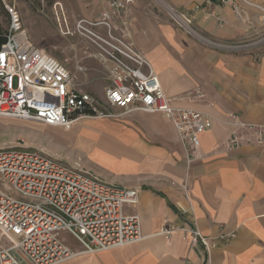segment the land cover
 Wrapping results in <instances>:
<instances>
[{
  "label": "crops",
  "instance_id": "1",
  "mask_svg": "<svg viewBox=\"0 0 264 264\" xmlns=\"http://www.w3.org/2000/svg\"><path fill=\"white\" fill-rule=\"evenodd\" d=\"M57 1L75 22L99 19L112 0ZM165 5L187 12L197 32L226 46H210L186 33ZM126 30L175 104L210 116L213 126L202 135L195 157L163 113L124 112L104 103L112 116L80 119L71 130L48 128L52 140L56 133L71 135L72 159L79 158L82 169L139 190L137 205L126 206V212L140 218L146 236L96 252H86L77 241L70 247L77 253L58 264H207L203 244L192 243L188 229L195 228L214 244L210 264H264V145L226 146L235 130L231 115L264 124V0H134ZM74 38L58 39L56 50L46 40H32L59 58L69 57L71 70L82 79L75 62L94 61L83 52L89 44ZM83 89L93 90L85 84ZM164 229L172 231L164 234ZM7 241L0 234V248Z\"/></svg>",
  "mask_w": 264,
  "mask_h": 264
},
{
  "label": "built area",
  "instance_id": "2",
  "mask_svg": "<svg viewBox=\"0 0 264 264\" xmlns=\"http://www.w3.org/2000/svg\"><path fill=\"white\" fill-rule=\"evenodd\" d=\"M133 3L112 0L109 9L94 21L72 22L60 1L53 4L52 13L62 37L87 42L84 55L108 67L105 105L124 112L163 113L186 152L195 157L201 137L213 121L193 108L177 106L176 98L166 94L151 61L126 30ZM3 5L9 26L0 48V116L65 130L86 117L112 116L104 110V103L83 89L85 83L71 70L69 57L59 58L32 40L16 2L3 0ZM165 8L171 20L189 35L210 46H226L197 32L187 12L169 5ZM75 66L78 72L84 71L83 65ZM230 118L235 130L226 142L229 149L244 143L264 145V124L245 123L235 115ZM242 132L251 137L245 140ZM138 201V189L112 185L42 150L0 148V234L8 240L0 248V264L64 262L77 252L62 233L74 237L86 252L140 242L146 238L140 218L126 212V206L134 207ZM188 230L192 243L201 242L205 247L210 264L214 244L200 230ZM17 250L20 256L15 254Z\"/></svg>",
  "mask_w": 264,
  "mask_h": 264
},
{
  "label": "rangeland",
  "instance_id": "3",
  "mask_svg": "<svg viewBox=\"0 0 264 264\" xmlns=\"http://www.w3.org/2000/svg\"><path fill=\"white\" fill-rule=\"evenodd\" d=\"M7 1L16 2L17 8L20 14L22 15L25 24L24 26L34 41H40L41 43H43L42 41L46 40L51 43L50 48L52 49L53 47H57L58 39L63 40L65 38H62V36L58 32L55 18L52 13V6L56 0ZM0 3L4 8L3 0H0ZM0 20L2 28L6 33L7 28L9 26L8 14L0 13ZM45 21L49 22V28H45ZM73 40L76 41L77 38L75 37L74 39H72V41ZM87 58L91 61H94V63H87L86 65L83 64L84 71H81V80L85 83L86 86H92L93 90L91 91V94H93L97 99H99L101 103H104L105 99L104 96H102V92L103 89H105V87L109 84L108 67L93 60V58L91 57ZM94 64L95 66H93ZM89 72H94L95 76H88L85 78V75L87 76ZM50 127L51 126L49 125H45L31 120L0 116V148L16 146L28 150H42L47 154H50L52 153V151H55L60 156L57 158L63 160L64 162L70 165L82 169V167L80 166L81 160L79 158L72 159V157H76V154L75 152L73 153L69 149V144L72 139L71 135L69 133L63 132H60V134L56 133L55 135H58V138H54L52 140V131L50 132V130H48V128ZM61 237L67 244H69L70 247L76 244L77 242L75 238H72L66 233H62Z\"/></svg>",
  "mask_w": 264,
  "mask_h": 264
},
{
  "label": "trees",
  "instance_id": "4",
  "mask_svg": "<svg viewBox=\"0 0 264 264\" xmlns=\"http://www.w3.org/2000/svg\"><path fill=\"white\" fill-rule=\"evenodd\" d=\"M0 10L1 12L0 13H7V11L3 8V6L1 5L0 3ZM6 33L4 32L3 28H2V25H1V20H0V48L2 46V44H4L6 42Z\"/></svg>",
  "mask_w": 264,
  "mask_h": 264
}]
</instances>
